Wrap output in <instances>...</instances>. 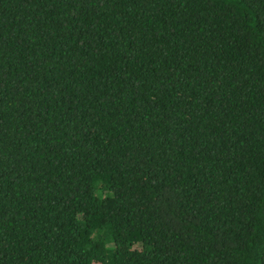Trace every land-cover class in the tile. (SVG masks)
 <instances>
[{
	"label": "trees",
	"instance_id": "16d2710c",
	"mask_svg": "<svg viewBox=\"0 0 264 264\" xmlns=\"http://www.w3.org/2000/svg\"><path fill=\"white\" fill-rule=\"evenodd\" d=\"M0 264H264V0H0Z\"/></svg>",
	"mask_w": 264,
	"mask_h": 264
}]
</instances>
